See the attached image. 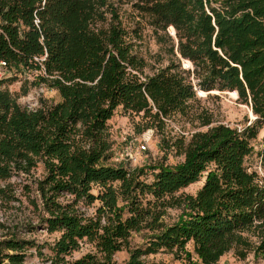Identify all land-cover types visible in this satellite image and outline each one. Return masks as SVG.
Here are the masks:
<instances>
[{"label":"trees","instance_id":"1","mask_svg":"<svg viewBox=\"0 0 264 264\" xmlns=\"http://www.w3.org/2000/svg\"><path fill=\"white\" fill-rule=\"evenodd\" d=\"M145 29L164 52L146 56ZM0 60L13 79L37 70L60 96L22 106L0 78V264H116L122 251L125 264H164L147 260L163 250L184 264L264 258V140L260 171L247 165L264 128V0H0ZM200 91L235 92L254 119L216 123ZM119 108L184 159L114 162ZM173 122L181 130L166 136Z\"/></svg>","mask_w":264,"mask_h":264},{"label":"rangeland","instance_id":"2","mask_svg":"<svg viewBox=\"0 0 264 264\" xmlns=\"http://www.w3.org/2000/svg\"><path fill=\"white\" fill-rule=\"evenodd\" d=\"M127 10L128 18H132V9L126 5L124 7ZM131 13V14H130ZM172 33V29L169 31ZM163 50L155 42L150 29L144 31V44L143 52L146 56L150 57L151 54H157ZM164 52V51H163ZM165 58L164 64H167L168 56L162 53ZM182 66L186 67L184 61ZM192 68V67H186ZM39 74L37 70L27 71L25 74H19L18 78L13 79L16 75L14 71L10 70L8 75L9 79H13L11 82H7V86L10 91L17 95L18 102L22 106L29 108H36L41 105L42 100L50 102H58L60 96L58 92L45 85L44 83H36V77ZM23 87L28 88L27 94L23 95ZM199 96L202 99L201 106L208 110L212 115L216 123H226L232 126L242 127L247 119L253 120L251 108L238 101V96L235 92H219L213 91L210 94L208 92L200 91ZM138 119L131 118L121 108L115 111L113 117L109 120L111 140L113 143V150L115 153L114 162L117 164H124L128 168L143 167L154 165L157 163H165L169 165L177 164L184 158L181 155L176 154V151L171 148L169 150H163L160 146L161 135L157 134L154 130L149 129L142 134H136L135 122ZM181 123L173 122L166 129V136L171 131L172 136H176L181 130ZM187 127L192 132L202 130L203 128H194L187 124ZM264 140V128L261 130L259 137L254 141L255 151L247 161V165L251 169H257L260 171L258 151L262 147ZM142 146H146L143 149ZM150 178V176H148ZM203 181L193 184L185 191L187 193H195L202 185ZM183 209L174 208L169 210L168 220L174 222L182 214ZM41 240L53 241L55 236H50L47 233H39ZM142 241L141 235L136 234L133 238V245H139ZM192 249V247L190 246ZM86 252V246L80 251L75 252V256H81ZM129 257L127 251L119 252L115 255L116 264H125ZM147 260L149 262H161L164 264H184V259L178 257L176 252L169 250H163L159 253L150 255ZM32 263L37 264L39 259L32 258ZM218 264H264V258L257 257L253 252L249 253L246 258H240L235 251H230L225 254Z\"/></svg>","mask_w":264,"mask_h":264},{"label":"built area","instance_id":"3","mask_svg":"<svg viewBox=\"0 0 264 264\" xmlns=\"http://www.w3.org/2000/svg\"><path fill=\"white\" fill-rule=\"evenodd\" d=\"M45 57H35V60L39 63H41ZM10 73V68L8 63L5 60H0V78H6L8 77ZM143 149H146V146H142Z\"/></svg>","mask_w":264,"mask_h":264},{"label":"water","instance_id":"4","mask_svg":"<svg viewBox=\"0 0 264 264\" xmlns=\"http://www.w3.org/2000/svg\"><path fill=\"white\" fill-rule=\"evenodd\" d=\"M174 34H175V32H174Z\"/></svg>","mask_w":264,"mask_h":264}]
</instances>
